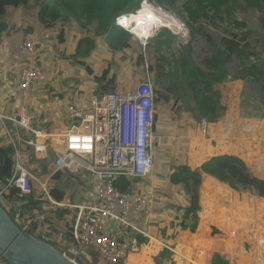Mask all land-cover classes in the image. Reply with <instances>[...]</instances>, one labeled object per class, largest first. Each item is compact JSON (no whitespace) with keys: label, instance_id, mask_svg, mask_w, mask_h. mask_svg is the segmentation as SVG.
<instances>
[{"label":"crops","instance_id":"0c3cea01","mask_svg":"<svg viewBox=\"0 0 264 264\" xmlns=\"http://www.w3.org/2000/svg\"><path fill=\"white\" fill-rule=\"evenodd\" d=\"M15 15L16 12L14 11L11 18L7 19L8 22L1 21L6 28L0 34V110L5 115L18 114L24 108L29 114L37 117L39 125L44 119L48 118L49 123L43 127L65 129L73 124V121L68 117L69 106L86 109L89 106L90 98L94 94L123 92L129 88L132 78L129 77V81L125 83L126 69H117L115 64L110 62L109 57L102 60L104 67L110 66L108 82L102 81L89 90H87L88 87L75 86L77 79H75V84L70 86L66 85L67 79L60 78L61 81L65 80V82L56 91L50 83L44 85L47 78L46 73H53L55 69V66L51 65V60H54L52 63H55L60 55H65L62 63L71 61L81 42L94 37V34L79 28L75 23H67L64 26L57 23V26L49 27L40 22L39 18L37 21L24 18L22 24L17 19V24H15ZM56 27H60L59 33L53 32ZM33 29L34 33L32 32ZM26 30H30L37 41V60L46 58L47 67L42 68L44 72L46 71L44 73L45 79L32 88L29 96L23 98L18 96L15 90L19 81V73L28 60L23 46V35ZM98 38L96 39L97 43L102 41L101 37ZM59 41H64L66 45L60 47L57 43ZM132 43L134 41H131ZM94 54L92 52L89 55V60L84 59L87 64L89 62L92 65ZM152 56H157V54L152 55L151 52L153 61ZM74 68L79 71V78L86 79L90 77L91 82L93 81L94 76H89L84 68L78 67V65ZM240 81L242 80H235L232 84L240 83ZM228 82L225 80L219 84V87L221 88L222 84ZM72 89L77 90L76 93L78 94L71 93L70 90ZM235 90H237V86L236 88L231 86V90H227L229 93L225 92L226 96L232 93L230 95L232 97V95H235ZM219 93V102L223 105V91H219ZM87 96L90 98H87ZM228 108L227 106L226 111ZM202 121L197 122L196 125L193 124L188 135L191 142L188 165L192 170L201 172L198 192L200 208L197 209L191 206L189 208L192 214L191 217L182 223L164 220L153 222L148 217L149 212L147 209L139 215L130 216L133 228L129 230L126 238L130 244V251L122 264H211V260L215 255H219L230 264H238L240 260L250 262L249 257H255V261H251L253 264H264V198L239 193L201 171L205 163L222 155L215 142L219 141L221 145L220 140L222 138L217 134L218 127H215V123L206 121L207 129L204 131L201 127ZM21 149L32 155V148H27L26 145L22 144ZM237 157L241 158L250 168V163L247 162L249 161L248 158H242L239 155ZM42 165H46V162ZM29 166L34 167L35 170L42 168L39 164L30 163ZM39 166L40 168H38ZM46 168L49 172L47 165ZM73 175H79L81 178L75 181L74 186L76 185V188L69 189V191L76 190L74 196L77 200L74 199L75 197L69 196L70 194L67 193L66 189L61 188L66 193L61 202L69 201L73 205H81L94 193V183L85 171ZM255 176L259 178V176ZM143 182L146 184L145 181ZM134 187L138 191L140 189L142 194L147 191L140 181H136ZM166 199L171 200L170 196ZM39 207L41 210L48 209L44 204H40ZM62 210L67 211V213H62ZM74 216L76 218L75 210L60 208L52 211L45 226L42 224V227H40L41 230L45 231L39 233L46 236L47 240L53 242L58 249H63L66 246L72 247L75 245L71 234V228L75 222ZM73 219L74 221H72ZM238 221H244L243 230L236 229ZM247 228H250V230H246ZM253 230H256V232ZM242 240L245 242L243 245ZM86 250L90 253L92 261L89 263L82 260L83 264H104L93 250ZM0 264L9 263L0 256Z\"/></svg>","mask_w":264,"mask_h":264},{"label":"built area","instance_id":"2783aa9c","mask_svg":"<svg viewBox=\"0 0 264 264\" xmlns=\"http://www.w3.org/2000/svg\"><path fill=\"white\" fill-rule=\"evenodd\" d=\"M23 46L28 60L19 73L15 92L25 98L45 74L37 61L38 44L30 30L24 32ZM151 76L145 62L142 81L132 90L94 94L86 109L69 106L68 117L73 124L65 129L43 127L49 123L48 118L39 125L37 117L28 112L5 116L0 110L4 142L11 143L15 151L13 176L0 187V198L15 187L20 196H32L48 207L30 215L21 228L25 232L44 223L52 211L75 210L71 228L75 245L59 249L75 264H81L77 259L84 249L93 250L104 264H121L130 251L126 241L133 228L130 216L139 215L150 203L134 186L136 181L152 177L155 169L157 89ZM201 127L206 131V120ZM22 144L32 148L31 156L21 149ZM49 160H53V172L49 171L44 180L34 176L29 164ZM81 171L87 172L94 183V193L87 201L73 205L54 200V176ZM123 181L128 184L124 190L120 186ZM111 222L115 224L108 232Z\"/></svg>","mask_w":264,"mask_h":264},{"label":"trees","instance_id":"16d2710c","mask_svg":"<svg viewBox=\"0 0 264 264\" xmlns=\"http://www.w3.org/2000/svg\"><path fill=\"white\" fill-rule=\"evenodd\" d=\"M181 1L182 0H147V4L156 11L157 15L169 22L167 18L160 13L162 11L149 4V2L162 8L168 7V9H170L178 7ZM230 2L243 3L244 10L258 9L264 13V0H187V5H185L186 7L184 6V9L190 20L197 24L200 20L214 21L216 18L223 19L222 8ZM28 3L29 0H17L9 5L8 0H0V20L2 21L7 15L11 17L16 8L28 5ZM37 3V8L35 10L41 22L46 26L50 27L57 23L64 26L67 23L75 22L83 29H86L87 32H93L94 36L109 41V46L111 48L127 50L132 47V35L115 25V17L123 11L136 12L140 9L144 0H41ZM189 4H192V6H189ZM165 15L170 17L174 22L170 21L171 25L169 28L172 30L177 29L180 40H190L191 25L186 23L185 28H177L175 17L169 13H165ZM236 24L241 29L246 28L245 22H236ZM5 28V25L0 23V34H2ZM154 32L155 35H153L152 38H168L172 40L173 37L176 36L166 29L155 30ZM251 34L252 31L247 30L243 33V38L241 39L248 38ZM84 41L93 44L85 51L87 54L86 56H89L92 53L91 51H93V47L95 48V41L92 37ZM222 41L225 48L219 53H221L224 58L221 60L217 56H213V58L203 61L207 68L213 67L215 72H211L210 70H206L205 72L204 70L197 69L195 73L191 71L188 76H186L189 87L195 93L194 99L197 104V108L193 111H190L189 108L187 111L198 121L206 120L209 123H216L225 115L226 107L220 104V93L216 87L225 80L227 81L230 79L226 67L234 64L236 61L238 62V60H250L252 56H255L253 52L241 45V40H238L237 36L223 38ZM162 44L169 45L170 41L164 40ZM80 48L81 44L79 46V49ZM148 49L149 46L144 51L145 56H148ZM138 60L141 63L144 61V54L142 52ZM76 61L78 66L84 68L89 75L95 76L97 82L109 81L108 75L110 66L105 68L103 77H100L95 75L94 69L87 64L86 60L81 58ZM242 63L246 68L242 69V74L240 76L232 77L231 80H242L254 83L264 108V66L259 68L254 65H248L247 62L242 61ZM221 70L224 71L222 72ZM149 71L154 76L155 71L152 70V66L150 65ZM185 72H187V69ZM167 76L168 91L177 95L178 86L174 84L172 74L170 75L169 73ZM162 100L165 102L167 101L165 97H159L157 91L156 105L158 106ZM180 101V98L176 99L174 105L175 110L178 109L176 107H178ZM180 113L181 112L177 111L175 120H169L171 117L168 118V126L172 127V129L169 130L170 134L184 137L183 142L178 139L176 144L171 148V139L166 138L162 145L159 144L157 139L153 155L155 163L154 173L150 178L139 180L147 190L143 195L150 199L149 205L141 213L145 212L147 209L149 212L148 217L153 222L164 220L182 223L191 217L192 214L189 211L191 206L197 209L200 208L198 192L201 172L199 170H192L188 165L186 149L188 140L186 136L189 121H187V123L182 121L183 118H181ZM159 117L163 119L165 115L156 113L155 132L160 130ZM226 125L228 124L225 123L223 125L224 127L220 128V132L219 130L217 131V134L222 138L220 142L223 140L224 143L230 144V150L236 156L221 155L214 157L202 166L201 171L230 186L237 192L248 193L264 198V180L256 177L251 172L248 165L241 158L237 157V155L242 158L258 157L259 154L262 152L264 153V141L261 140L258 134L253 136L254 133L252 131L255 128L254 125L245 124L242 131H240L239 128H233L232 125L226 130L224 129L227 128ZM234 129L235 133L232 132ZM4 136L5 132L0 127V184L6 186L8 180L13 176L15 151L11 143L4 142ZM224 138L228 139V142L224 141ZM234 141H236L235 144H233ZM26 147L28 148V146ZM223 149L226 150L225 148ZM28 151L30 150L28 149ZM157 161L161 163L158 164ZM54 177L55 179L59 178L60 173L56 174ZM143 181H145L146 184ZM120 186L124 190L128 184L126 181H123ZM139 192L141 193L140 189ZM65 194V191L59 187H55L51 191L53 199L58 202L64 199ZM169 196L171 200L166 199ZM0 204L20 228H23V225L31 214L41 210L39 202L35 201L32 196H20V191L15 187H10L8 192L1 195ZM62 213L66 214L67 211L62 210ZM55 214L57 215L56 212ZM74 219L72 221H74ZM46 223L47 220L42 223L43 226H45ZM41 225L32 230H28V232L33 236L41 238L39 232L45 231L40 229V227H42ZM46 242L55 246L51 241L47 240ZM250 258L252 261L255 260V257ZM211 264L230 263L223 260L219 255H215L211 260ZM251 264H253V262H251Z\"/></svg>","mask_w":264,"mask_h":264},{"label":"rangeland","instance_id":"374dc122","mask_svg":"<svg viewBox=\"0 0 264 264\" xmlns=\"http://www.w3.org/2000/svg\"><path fill=\"white\" fill-rule=\"evenodd\" d=\"M7 1V0H4ZM17 0H8L9 5L11 3L13 4ZM41 0H29L28 5L21 6L16 8L15 12V19L14 22L17 24L18 22L22 24V22L26 19H32L37 21L38 20V14L35 11L37 8V2H40ZM149 4L153 5L154 7L160 9L162 12L169 13L173 17H175L177 28H185L186 23L191 25V34H190V40L188 41H182L178 37V31L177 29H170L169 26L170 17H167L165 13L160 12L163 14L167 20L165 21L163 18V23L158 26L155 30H169L172 32L173 35H176L173 37L172 40L168 38H152L150 37L149 40H147V44L144 46V42L141 38H138L136 36L132 35V47L130 49H113L109 46V41L102 38V41L97 43V36L92 37V39L95 41V48L93 47V51L95 54V57L93 58L92 65L88 62V64L91 65V68L94 69L95 75L103 77L104 70L106 67H104L102 60L109 57L110 62L115 64V67L117 69L119 68L122 70L123 68L126 69V78L125 83L129 81V77H131V84L129 85V88L126 90H131L134 86H137L144 76V70H145V62L148 63V65L152 66V70L155 71V74H151L152 78H155V87L159 93V97H165L167 101H161L157 106V113L159 115H165L163 119L159 117V127L160 130L158 131V141L159 144H163L164 140L166 138H169L172 140V143L170 144V147L174 144H176L177 140L180 139L181 142H183L184 137L175 136L169 133V130L172 129V127L168 126V118L169 120L174 119L177 116V111L181 112L180 116L183 118L182 121H185V123L188 122V130H187V140L188 144L186 146L187 149V159L189 161V156L191 154L190 148H191V142L189 139V130L190 127L197 122L193 116L190 115V113L187 111L189 108L190 111H193L196 108V102L194 101L195 93L191 90V88L188 85V81H186L188 74L192 72H196L197 69L204 70H210L211 72H215V69L213 67L207 68L203 61L205 59L213 58V56H217L221 60L224 58L221 53L224 50V43L222 41L223 38H228L232 36H237L238 40H241V45L243 47H246L249 51L253 52L255 56H252L250 60H238L234 64L229 65L226 67V70L228 71L229 75V81L228 83L222 84V87L220 88L217 86L216 88L218 91H223V97H222V104L226 107L228 106V110L226 111L225 115L220 118L216 123L215 127H218L219 132L220 128L224 127L223 125L226 123L229 126H233V128H239L240 131H242V128L245 124L254 125L255 128L253 129V133L255 135H259L261 140L264 141V108L261 104V97L259 93L257 92L256 86L254 83H250L248 81H240V83H234L233 80H231L232 77L240 76L242 74V69L246 68V66L242 65L243 62H247L248 65H254L257 67L264 66V13L256 10H244V4L243 3H232L223 6L222 15L223 19L216 18L214 21H207V20H200L197 24L193 23V21L190 20L189 16L187 15L184 6L187 5V0H182L178 7L176 8H170L168 7H160L158 5H155L153 3ZM189 6H192V4H189ZM186 7V6H185ZM141 8V7H140ZM18 13V14H17ZM35 13V14H34ZM35 16V18H34ZM11 18L10 15H7L3 18V22H8L7 19ZM41 22V20L39 19ZM173 22V21H172ZM236 22H245L246 28H239L236 24ZM75 23V22H70ZM174 23V22H173ZM79 28L83 29L79 24L75 23ZM57 26V25H56ZM180 26V27H179ZM26 27H28L26 25ZM36 28V27H35ZM30 29V28H29ZM86 30V29H84ZM154 30V31H155ZM247 30H251L252 34L248 38H243V33ZM87 31V30H86ZM92 31V30H91ZM34 33V29L32 30ZM53 32L59 33L60 27H56V29H53ZM59 35V34H58ZM91 38V37H90ZM99 39V38H98ZM168 40L170 41L169 45H163V41ZM189 42V43H188ZM59 46H65L66 43L64 41L57 42ZM150 44V45H148ZM93 44H90L88 41L81 42V48L77 50V52L72 56L71 61L63 62L65 55H60L57 62H54V60H51V65L55 66V69L49 74L46 73L47 78L45 79V83L49 84L54 88L56 91L59 86H63L65 80H62L60 78L67 79L66 85H73L75 84V79H77V83L75 86L79 87H88L87 90L91 89V87H96V84L100 83L96 81L95 76L92 79L91 82L90 77H87L86 79H81L78 77L79 71L76 70L78 63L77 59H88L90 56H86V50H88V47L92 46ZM149 49L148 56H145L144 51L146 48ZM79 51V52H78ZM90 52V53H91ZM144 54V61L141 63L138 60V57L140 53ZM151 52L152 55L157 54V56H152L153 61L151 59ZM89 53V54H90ZM38 54V52H37ZM88 54V55H89ZM79 57V58H78ZM113 57V58H112ZM38 58V57H37ZM69 60V59H68ZM89 60V59H88ZM40 66L42 68H46L47 64L45 63L46 58H41L40 60H37ZM252 64H251V63ZM62 63V64H61ZM61 64V65H60ZM72 65V66H69ZM89 65V66H90ZM120 65V67H118ZM124 66V67H122ZM189 66V67H188ZM24 67V66H23ZM79 67V66H78ZM122 68V69H121ZM187 69V72L185 70ZM222 72L224 70H221ZM46 72V71H45ZM44 72V73H45ZM184 72V73H183ZM172 74V77L174 78L173 82L175 85L178 86V92L177 95L173 94L172 92H169L167 89V78L168 74ZM59 75V76H58ZM92 76V75H89ZM124 83V84H125ZM231 86L235 87L237 86V90H235V95L226 96L225 92L227 90H231ZM71 93H76L77 90L72 89L70 90ZM229 93V91H227ZM78 94V93H76ZM89 96H87L88 98ZM90 98V97H89ZM177 98H180V104L178 105L177 110H175V101ZM233 100L231 101V99ZM173 108V110H172ZM27 112L24 108H22L19 113ZM17 115V114H15ZM6 116V115H5ZM14 116V115H12ZM232 130L233 133H235ZM228 136V135H227ZM225 139V138H224ZM228 139H225L224 141H227ZM218 145V149H220L221 154L223 155H234L233 152L230 150L231 146L227 143H224L223 140L221 141V145L219 141H215ZM228 142V141H227ZM236 141H234L233 144H235ZM225 148L226 150H224ZM249 161H247L250 164H253L252 166L249 164L252 172L254 175L259 176L260 179L264 178V153L262 152L259 154L256 158H248ZM52 161L49 160L46 162V165L48 166L51 173L53 172V166ZM158 164L161 162L157 161ZM41 165V169L35 170L34 167H29L31 171H33V175L38 177L41 180H44L48 176V171L46 168V165ZM40 168V166L38 167ZM262 177V178H261ZM60 178V179H59ZM58 179H54L52 181V185L55 187H60L66 189L67 193L70 194L72 198L77 200L76 196H74V193H76V190L69 191L70 188L74 189L76 188L75 181L80 180L81 178L79 175H73L72 173H61L60 177ZM264 180V179H263ZM4 185L0 184V187L3 188ZM241 193V192H239ZM248 194V193H245ZM252 195V194H251ZM264 206V205H263ZM248 224L250 225V222L248 221ZM236 229H244V221H238L236 224ZM246 230H250V228H247ZM252 231V230H251ZM256 232V230H253ZM241 239V238H240ZM128 241V239H126ZM242 245L245 243L244 240L241 241ZM71 247V246H68ZM246 256V255H245ZM244 257V256H243ZM249 257V256H246ZM250 262L252 259L249 257ZM83 261H88L91 263L92 257L90 256V253L84 249L82 250V255L80 259H77V261L82 264ZM255 261V260H254ZM250 262L246 260H240L238 264H251ZM122 264V263H121Z\"/></svg>","mask_w":264,"mask_h":264},{"label":"water","instance_id":"95a60500","mask_svg":"<svg viewBox=\"0 0 264 264\" xmlns=\"http://www.w3.org/2000/svg\"><path fill=\"white\" fill-rule=\"evenodd\" d=\"M114 224V222L111 223L108 232ZM0 256L9 264H75L57 247L23 231L1 204Z\"/></svg>","mask_w":264,"mask_h":264},{"label":"clouds","instance_id":"9594fccd","mask_svg":"<svg viewBox=\"0 0 264 264\" xmlns=\"http://www.w3.org/2000/svg\"><path fill=\"white\" fill-rule=\"evenodd\" d=\"M115 25L134 36L146 40L155 35L154 28L163 23L156 11L147 4V0L136 12L123 11L115 17Z\"/></svg>","mask_w":264,"mask_h":264},{"label":"bare ground","instance_id":"6f19581e","mask_svg":"<svg viewBox=\"0 0 264 264\" xmlns=\"http://www.w3.org/2000/svg\"><path fill=\"white\" fill-rule=\"evenodd\" d=\"M155 29H156V28H154L153 31H154ZM149 39H150V38H149ZM147 40H148V38H147L146 40L142 39V41L144 42V44H146ZM79 263H80V261H79Z\"/></svg>","mask_w":264,"mask_h":264},{"label":"flooded vegetation","instance_id":"af4514ba","mask_svg":"<svg viewBox=\"0 0 264 264\" xmlns=\"http://www.w3.org/2000/svg\"><path fill=\"white\" fill-rule=\"evenodd\" d=\"M154 80H155V78H154Z\"/></svg>","mask_w":264,"mask_h":264}]
</instances>
